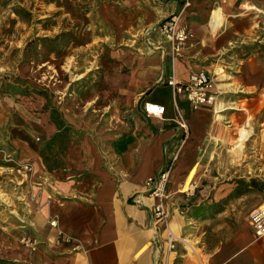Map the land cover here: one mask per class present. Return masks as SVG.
I'll use <instances>...</instances> for the list:
<instances>
[{
  "label": "crops",
  "instance_id": "crops-1",
  "mask_svg": "<svg viewBox=\"0 0 264 264\" xmlns=\"http://www.w3.org/2000/svg\"><path fill=\"white\" fill-rule=\"evenodd\" d=\"M185 1L144 0V6L130 10L115 4L102 7L105 24L116 38L131 40L118 53L119 64L126 71L121 70L119 82H91L87 95L75 92L58 101L69 126L65 141L57 138L50 146V165L37 146L25 158L32 160L38 172L34 188L39 191L30 204L34 221L22 228L38 244L35 260L40 264H174L180 256L184 257L182 264H264V236L256 235L249 220L251 211L264 199L257 196L248 202L242 214L245 219H235L237 223L220 221L230 210L198 222V207L190 215L192 199L180 189L194 165L199 167L195 181H212L207 178L210 162L203 159L200 165L194 164L195 157L197 152L206 157L213 139L220 141L214 142L217 150L228 145L233 130L229 121L236 114L233 102L218 99L231 106L222 112L226 116L222 125L213 119L217 103L194 107L187 96L175 97L169 83L172 79L188 82L192 73L202 70L215 78L216 69H224L217 56L250 28L241 17L259 15L262 9L255 0H191L183 22L193 37L174 55L173 42L161 24L181 11ZM219 8L224 17L215 31L210 19ZM225 73L230 76L225 83L232 76L236 81L244 79L243 74ZM231 89L237 87L231 83ZM149 102L164 105L165 113L149 114L145 109ZM176 102L188 120L191 139L185 138L177 124ZM128 106L134 111L129 124L122 120V109ZM102 112H109L108 118L101 120ZM109 117L122 121L111 127ZM176 155L166 201L169 217L157 224L153 215L156 199L150 195L147 181ZM225 166L234 167L221 163ZM226 172L219 175L227 176ZM198 201L201 204V198L195 203ZM169 230L178 238L172 252L166 244ZM209 230L221 236L213 244L202 239ZM183 239L197 251L191 252Z\"/></svg>",
  "mask_w": 264,
  "mask_h": 264
},
{
  "label": "rangeland",
  "instance_id": "rangeland-1",
  "mask_svg": "<svg viewBox=\"0 0 264 264\" xmlns=\"http://www.w3.org/2000/svg\"><path fill=\"white\" fill-rule=\"evenodd\" d=\"M255 1L262 9L259 15L241 17L249 30L238 34L217 56L231 76L243 74L244 79L236 81L232 76L229 83L223 82L230 76L221 67L216 69L218 83L213 78L218 99L232 101L236 113L229 121L233 130L226 146L233 152L225 145L217 150L214 142L218 141L213 139L205 152L208 158L197 152L194 162L200 157L210 162L207 178L212 181L201 184L194 179L191 186L189 175L194 165L180 185L192 199L189 214L198 207V222L230 210L220 221L237 223L235 219H245L242 214L248 202L257 196L264 199V0ZM107 4L130 10L145 2L0 0V264H40L35 260L38 244L22 228L34 221V212L29 210L39 191L34 188L38 172L32 160L25 158L37 146L50 165V146L57 138L65 141L69 126L58 101L82 91L87 95L91 82H119L122 68L118 53L129 47L131 40L116 38L105 24L101 9ZM231 83L236 90L231 89ZM227 88L230 90L224 91ZM218 99L219 110L214 116L231 107ZM122 110V120L129 124L134 111L129 106ZM107 113L101 120L108 118ZM109 118L111 127L122 121ZM223 162L234 167H221ZM222 170L227 176L219 175ZM191 188L194 190L188 191ZM200 198L201 204L195 203ZM203 238L213 244L221 236L209 230ZM183 258L178 257L174 264L184 263Z\"/></svg>",
  "mask_w": 264,
  "mask_h": 264
},
{
  "label": "built area",
  "instance_id": "built-area-1",
  "mask_svg": "<svg viewBox=\"0 0 264 264\" xmlns=\"http://www.w3.org/2000/svg\"><path fill=\"white\" fill-rule=\"evenodd\" d=\"M190 5L191 0H186L181 11L171 15L161 24L163 32L173 42L174 55L180 54L193 37L191 29L183 22L185 11ZM169 83L174 87L175 97L181 94L186 95L194 107H200L207 104L214 105L217 103L218 94L215 90L214 79L207 71L202 70L192 73L190 80L185 83L178 82L175 79H172ZM154 107L155 110H152L149 103H146L145 105V109L149 114L161 116L165 113L164 105L156 104ZM176 108L177 124L179 128L183 130L185 138H188L191 132L188 120L177 102ZM177 158L178 155H176L172 162H170L158 175L150 177L147 181L149 193L156 199L153 215L157 224L166 221L169 217L166 204L168 197V185L171 181ZM194 188H191L188 191L192 189L194 190ZM249 220L255 228L256 235L258 237L264 236V202L251 211ZM177 240V236L169 230L167 233V244L170 251L176 247ZM66 241L71 242L72 239L66 238Z\"/></svg>",
  "mask_w": 264,
  "mask_h": 264
},
{
  "label": "bare ground",
  "instance_id": "bare-ground-1",
  "mask_svg": "<svg viewBox=\"0 0 264 264\" xmlns=\"http://www.w3.org/2000/svg\"><path fill=\"white\" fill-rule=\"evenodd\" d=\"M223 12H222V10H221V8H219V9H217V10H214L213 12H212V16H211V19H210V22H211V24H212V27H213V29L216 31L217 29H218V27L221 25V23H222V20H223ZM177 66V65H176ZM179 71V70H178ZM178 79V78H177ZM215 81H216V83H218V81H217V78H215ZM215 83V84H216ZM218 86V85H217ZM186 96V95H185ZM184 102V101H183ZM157 103H152V102H149V105H150V108L152 109V110H155V105H156ZM180 105V104H179ZM204 107V106H203ZM219 109H218V105L216 104V111H218ZM167 117V116H166ZM213 119H215V121L216 122H218L219 124H224L225 123V120H226V117H225V115H223V114H218V115H215L214 116V118ZM218 124V125H219ZM214 125V124H213ZM218 127V126H217ZM218 135V134H217ZM222 137V136H221ZM220 142V141H219ZM215 144V143H214ZM229 146V145H228ZM229 151L232 153L233 152V150L230 148L229 149ZM236 152V151H235ZM239 152V151H238ZM219 154V153H218ZM202 159H201V157L198 159V161H197V163H198V165H200L202 162ZM196 163V164H197ZM205 165V164H204ZM198 166H194L193 167V169L191 170V173H190V175H189V183H190V185L191 186H193V181H194V179H196V176H197V172H198ZM203 176V175H202ZM203 178V177H202ZM177 211V210H176ZM185 242H187V244L189 245V248L192 250V252H195V251H197L196 249H195V246L189 241V240H187V239H183Z\"/></svg>",
  "mask_w": 264,
  "mask_h": 264
}]
</instances>
